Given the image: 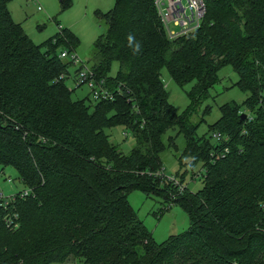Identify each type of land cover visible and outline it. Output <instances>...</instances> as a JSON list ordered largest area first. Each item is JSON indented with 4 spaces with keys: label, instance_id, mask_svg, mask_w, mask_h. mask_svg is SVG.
Returning <instances> with one entry per match:
<instances>
[{
    "label": "trees",
    "instance_id": "obj_1",
    "mask_svg": "<svg viewBox=\"0 0 264 264\" xmlns=\"http://www.w3.org/2000/svg\"><path fill=\"white\" fill-rule=\"evenodd\" d=\"M7 1L0 0V166L14 168L30 190L0 206V264L69 256L82 264H264V0H202L199 26L174 39L152 0H114L94 13L104 30L87 66L111 95L96 101L72 99L75 88L65 85L69 65L57 53L74 51L76 37L61 28L34 45ZM57 2L60 12L71 5ZM225 65L247 96L219 107L209 143L194 135L199 122L186 118ZM162 68L177 86L192 83L179 114L167 101ZM116 126L134 142L126 154L105 133ZM178 134V161L201 165L194 192L157 174L159 154ZM132 190L180 207L187 228L156 243L127 203ZM14 216L18 226H5Z\"/></svg>",
    "mask_w": 264,
    "mask_h": 264
},
{
    "label": "rangeland",
    "instance_id": "obj_2",
    "mask_svg": "<svg viewBox=\"0 0 264 264\" xmlns=\"http://www.w3.org/2000/svg\"><path fill=\"white\" fill-rule=\"evenodd\" d=\"M33 1V0H32ZM32 1L26 0H8L6 2V9L10 18L20 20L22 32L34 45H41L45 40L58 34L59 29H63L65 24L69 22L72 32L78 36L76 54L83 60L84 65H88V59L92 50V42L96 36L103 32L104 22L99 20L92 14L91 7L95 0H87L85 10L81 6V0L78 5L73 6L71 12L70 8L57 12V0H46L44 8L39 3L40 7L37 10V4L33 5ZM112 1V0H111ZM75 3V0L73 1ZM103 4V3H102ZM100 4V6H102ZM110 7L112 4L110 3ZM108 6V7H109ZM105 9L108 10L109 8ZM41 8V9H40ZM101 8V7H100ZM45 9V10H44ZM105 9H99L105 11ZM62 15H66L65 18ZM68 28V27H66ZM69 64V63H68ZM74 67L69 65L67 67L68 77L65 85L71 89L73 87V80L71 75ZM117 69L116 62H112L108 75L114 76ZM218 81L208 89L207 97L202 99L191 116L186 118L187 123H198L194 131L195 136H204L209 143H214L211 131L207 126L213 123L219 117V107L228 102H235L241 105V102L247 96V92L240 91L233 83L237 79V74L230 66L225 65L221 67L218 72ZM160 78L167 92V101L174 107L176 113H181L188 105V98L186 96L187 90L192 83L184 86H177L169 78L166 70H160ZM73 89V88H72ZM89 90L86 86L81 85L75 87L70 94L72 99H82L87 97ZM207 107V112L202 113L204 108ZM124 128L120 126L105 129L108 135L109 143L116 152L126 154L134 146L131 137L123 135ZM173 131H167L163 135L165 140L166 135H170ZM165 142V141H164ZM168 147L159 154V162L161 168L159 173L160 177L172 180L174 184L179 187H186L189 191H196L201 187V165L196 163L193 166L185 164L187 160L180 163L177 159L183 147V138L181 134L172 137L168 141ZM158 178L157 184H161ZM30 190L22 184L17 177V172L11 166H0V194L4 198H8L12 194L20 190ZM19 194V193H18ZM129 207L134 211L137 218L142 222L145 229L150 233L151 237L156 243L163 241L170 235L178 234L184 231L188 226V218L186 214L175 204L170 201H164L161 197H146L138 190H132L127 193L126 197ZM56 264V263H50ZM57 264H82L80 260L69 256L65 260Z\"/></svg>",
    "mask_w": 264,
    "mask_h": 264
},
{
    "label": "built area",
    "instance_id": "obj_3",
    "mask_svg": "<svg viewBox=\"0 0 264 264\" xmlns=\"http://www.w3.org/2000/svg\"><path fill=\"white\" fill-rule=\"evenodd\" d=\"M152 3L158 22L168 39L184 36L195 30L199 26L204 13L202 0H152ZM57 56L75 68L72 73V88L81 85L86 86L89 90L91 101L106 100L111 97L110 92L101 86L103 84L102 81H95L93 72L90 71L88 66L84 65L74 51L60 50ZM213 136L215 139L220 138L218 133H214ZM223 151L225 152L226 149ZM18 192L19 197H25L29 193L28 190L22 189ZM16 193L8 198H4L0 194V206L4 207L9 199L12 200L14 198ZM15 218L14 216V221L4 220V225L8 228H16L18 224L15 222Z\"/></svg>",
    "mask_w": 264,
    "mask_h": 264
},
{
    "label": "crops",
    "instance_id": "obj_4",
    "mask_svg": "<svg viewBox=\"0 0 264 264\" xmlns=\"http://www.w3.org/2000/svg\"><path fill=\"white\" fill-rule=\"evenodd\" d=\"M27 1L30 2V1H32V0H26V2H27ZM47 1L50 2V0H47ZM73 1H74V0H71V5H70V7H69L70 9L67 8L68 10H70L69 12H71L72 8H74L73 6H75V5L77 6V5H78V2H79V0H75V3H74ZM86 1H87V0H81V2H80V3H81V6H82V8H83V10H85V7H86ZM113 1H114V0H112V1H111V0H95L94 4H93L92 7H91L92 14H94V13L97 12V11H98V12H102L103 10H99V9H101V8H102V9H105L106 7H108V6L110 5V3L113 4ZM45 2H46V0H33V1H32L33 5H34V4H35V5L37 4L36 8H37V7H40V6L38 5L39 3H40L41 6L44 8L43 5H44ZM102 3H103V4H102ZM45 4H46V3H45ZM100 4H102V6H100ZM100 7H101V8H100ZM109 7H110V6H109ZM109 7H108V8H109ZM40 9H41V8H40ZM37 10H39V9H37ZM44 10H45V9H44ZM105 11H107V10L105 9ZM105 11H104V12H105ZM57 12H58V3H57ZM65 16H66V15H62L63 18H65ZM19 21H20V20H14L15 23L19 24V26H22L21 23H20ZM70 24H71L70 22H69L68 24H65V26L68 27V28H66V27H64V28L67 29L68 31H70V32L76 37V39L79 40L78 36H76V35L74 34V32H72L71 28H69V27H70ZM76 49H77V46L75 47L74 51H76ZM75 53H76V52H75Z\"/></svg>",
    "mask_w": 264,
    "mask_h": 264
}]
</instances>
